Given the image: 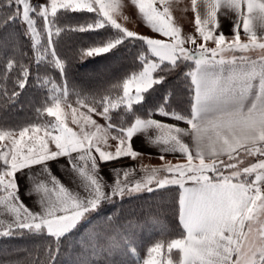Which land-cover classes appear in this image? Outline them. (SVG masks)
Wrapping results in <instances>:
<instances>
[{
    "label": "snow or ice",
    "instance_id": "snow-or-ice-1",
    "mask_svg": "<svg viewBox=\"0 0 264 264\" xmlns=\"http://www.w3.org/2000/svg\"><path fill=\"white\" fill-rule=\"evenodd\" d=\"M14 2L15 12H10L7 20L15 23L22 17V23L32 34L35 46L37 33L33 15L43 18L46 25L49 23L47 0H38V6H32L28 0H14ZM192 4L194 9L201 10L196 17L197 31L204 41H214L215 48L209 49L200 45L194 50L185 49L179 29L170 23L167 7L161 11L156 6L157 0H139V11L154 32L167 37L171 42L137 36L133 31L122 28L110 16L111 5L106 4L104 0H51L50 11L53 17L56 16L58 7L65 11L86 10L97 14L95 22L81 24L76 29L79 32L97 31L110 24L112 28L122 32L124 37L142 40L146 44L147 51L141 52L137 57L142 64V70L134 72L123 83L122 101L126 102L129 109L132 108L133 103H141L144 94L155 85L163 83L167 75H170L182 62L194 61L195 66L185 74V79L190 78L188 85L191 96L190 117L166 111L171 100L167 92L157 106L163 116L186 120L191 126V132L175 128L173 134L172 125H164L156 119H141L136 116L134 121L131 120L127 126H122L116 136L120 145L127 146L117 147L115 154L96 148L101 164L124 157L135 160L139 152L134 150L133 138L148 129L167 128L169 131L163 138L164 143L170 144L171 150L178 149L183 153L187 163L152 169V174L143 181L116 179L111 185L104 181L99 171H94L93 175L88 177L90 183L84 185L78 194L68 192L60 186L59 191L63 195L55 201L44 202L39 212L32 211L21 198L22 214L17 213L16 221L19 230L36 234L46 233L48 237L55 238L57 248L62 240L68 241L71 245L72 238L86 229L77 234L81 223L88 220L102 202H113L117 197L122 200L145 191L152 193L153 183L158 190H164L166 185H174L179 187L178 216L184 235L172 239L167 244V249L169 253L177 250L179 260L177 262L171 257L167 260L161 258L163 245L156 243L148 249L149 258L145 259L143 264H264V226L259 229L258 238L251 226L257 215L264 220V56L258 63L245 61L239 68L235 66V57L227 61L223 57L217 59V56L226 50H247L250 47L264 50V42H258L255 30L258 26L264 31V0H228V6L238 10L236 13L238 19L231 26V31L235 35L227 45L223 32L219 35L213 34L218 23L219 0L208 5L206 17L202 15L203 5H197V0H192ZM8 8H12L11 2ZM241 25L248 43H242L240 40ZM59 31L58 29L57 32ZM51 35L49 31V36ZM54 43L49 40V47L52 48ZM119 43L121 40L117 39L83 49L82 58L110 52ZM51 56L53 58L57 56L54 48ZM54 63L61 77L66 80L65 63L60 59H54ZM8 67H13L12 61L8 62ZM157 70L163 74L154 75ZM19 71L21 78L18 87L23 90L30 77V70L20 65ZM36 79L39 80V74ZM257 80L258 88L254 83ZM52 99L55 102L45 111L48 116L55 117L56 123L52 128L58 134L53 135L52 132L45 130L42 137L37 136L35 133L40 129L34 127L31 129L33 135L28 137L29 143H25L28 128L19 132L18 139L12 132L0 131V141L8 140L11 143V147L0 146V162H2L0 187L13 200L20 195L21 177L25 178L28 185L25 191H31L28 176L35 175L31 166L39 165L42 173H52L49 162H57L58 168H65V165L60 163L61 158L66 157L69 166V162L71 165L76 164L72 153L83 150L85 154L92 155V141L85 137L84 140H89L88 147L85 148L84 140L78 139L76 133L64 125L59 98ZM111 106L117 107L115 103ZM94 110L89 108V111ZM149 111L151 112L152 109ZM107 112L108 108L104 107L103 114ZM84 119L89 120V117ZM73 122H76L75 116ZM204 133H211L210 143L205 150H200L198 146L195 155L179 138L182 134H186L199 141ZM49 141L54 143L55 150L49 148ZM223 156H227L226 161ZM245 157H255L256 162L244 166L247 163ZM206 158L210 162H206ZM79 159H84V156L81 155ZM194 160H198L199 163H193ZM97 168V160L92 159L91 169ZM24 169H28V173H25ZM157 172H167L168 176L158 178L155 175ZM129 176L130 170L125 167L124 177ZM52 179L56 182L58 178L53 176ZM189 182L192 186H187ZM39 187L40 185L37 184V189ZM130 220L131 217L128 218V221ZM91 224L89 223L88 227ZM121 227L118 216L110 214L104 217L78 247H73L79 256L75 264H95L90 254L91 257L103 255L105 257L103 264H117L115 259L109 257L117 249L123 252L128 246V241H124L121 247L115 239ZM2 235L10 236L12 232L5 231ZM131 251L134 252L135 249ZM49 255L54 264V254L50 252Z\"/></svg>",
    "mask_w": 264,
    "mask_h": 264
},
{
    "label": "trees",
    "instance_id": "trees-1",
    "mask_svg": "<svg viewBox=\"0 0 264 264\" xmlns=\"http://www.w3.org/2000/svg\"><path fill=\"white\" fill-rule=\"evenodd\" d=\"M10 2L12 4L11 9L8 8ZM14 9L12 0H0V128L11 129L18 125H27L28 122L31 123L35 120V114L33 115L35 106L45 104L47 101L48 87H45V85L50 84L49 80L58 82V85L63 82L68 99L78 100L83 98L82 101L96 108L95 97L99 95L101 90H113L119 78L142 68V64L137 57L141 52H146L147 48L142 40L133 38L123 40L110 52L81 60L83 49L91 44L101 45L104 42L113 40L118 36L117 30L105 25L97 31L79 32L76 29L81 24L95 22L93 16H91L92 14L86 10L72 12L60 9L51 21L55 32L52 37V41L55 42L52 50L54 48L57 53L56 58L62 60L67 67L65 73L67 79L65 80L59 74L55 64L51 62L49 48L43 57L40 56L42 59L40 57L37 59V50L34 49L32 42L24 34L20 20L18 19L15 23L7 20L8 14L10 12L14 13ZM58 29L59 32H57ZM9 61L13 62L12 68L8 67ZM110 63L117 64V66L109 73L104 72L106 71L105 67ZM20 65L30 70L28 83L23 90L18 87ZM193 66L194 64H192L189 71ZM181 71H183L182 64L171 73L170 77L167 76L168 78L163 83L155 85L145 93L144 100L141 103H133L131 109H123L120 112L116 111V113L111 114L108 121L110 131L117 135L121 127L127 126L131 120L134 121L136 116L140 118L152 117L187 126L186 120H176L174 116L161 115L157 107L163 100L165 92H167L171 96V100L166 111L190 117L191 96L188 88L190 78L185 79L186 73L181 74ZM38 74L39 80L37 81ZM88 74H94L96 78L89 80ZM26 95H31L30 103L28 99L23 100ZM32 99L33 102H31ZM150 109H152L151 112ZM119 160L121 158L106 164ZM174 191L175 193H172L171 190L145 192L140 195L125 197L122 200L117 197V200L113 202H102L96 210L95 217L99 216L100 213L103 214V218L110 214L118 216L121 225L122 222H127L130 226H137L138 233L141 235L145 229L153 230L154 232L150 231L151 234L142 236L140 243H133L130 236L127 238L133 243L137 251L143 252L145 247L153 245L155 240V243H166L183 236L178 216L179 187H175ZM129 217H131L130 221H128ZM151 223H156L159 229H152ZM47 240L48 238L44 235L37 234L34 236V234L27 231L13 233L10 236L0 235V264H53V259L49 253H52L54 246L52 243H47ZM74 240L72 239L71 245L68 241H64V245L60 247L58 254L61 256L64 249L67 250L71 247L69 253L79 259V256L73 250ZM67 244L69 246L65 248ZM173 252H176V250ZM124 254L118 249L113 253L111 259H115L117 264H122L121 261L123 260L121 259ZM90 258L95 264H103V259L105 260L103 255L95 258L91 257L90 254Z\"/></svg>",
    "mask_w": 264,
    "mask_h": 264
},
{
    "label": "rangeland",
    "instance_id": "rangeland-1",
    "mask_svg": "<svg viewBox=\"0 0 264 264\" xmlns=\"http://www.w3.org/2000/svg\"><path fill=\"white\" fill-rule=\"evenodd\" d=\"M12 2L14 3V8H15L14 0H12ZM104 2L106 4L111 5V8L109 9V14L112 17V19L116 21V23L120 24L122 28L128 31H133L137 36H145L147 38H152V39H161L164 42H171L167 37H164L163 35L156 33L152 30L151 26L144 19L143 14L140 13L139 11V7H138L139 0H104ZM47 3L49 6V16H48L49 23L47 25L45 24V21L43 18H40L36 16L35 14L33 15V19L36 21L34 27L37 33L35 37V46H34L32 34L26 30V26L22 23V17L21 19H19L21 22L20 24L23 28L24 34L30 39V41L32 42V45L35 47L34 49L37 50V54H36L38 56L37 59H39L40 56L43 57L48 52V50H49V54H51V51H52V48L49 47V40H52V37L55 32L51 24V21L53 18V16L51 15V11H50L51 0H47ZM197 5H203V8H204L205 3L202 2V0H197ZM33 6H38V3H35ZM156 6H158L161 9V11L163 10L164 7H167L168 16L171 18L170 23L172 26L179 29L180 38L184 41L183 47L185 49L194 50V49H197L200 45H203L209 48V46L211 45L210 40L204 41L203 38L200 36L199 32L197 31V28H196L197 15L195 14L192 8V0H157ZM59 10L60 8L58 7L57 13L59 12ZM198 11L200 12L201 10L198 9ZM14 12H15V9H14ZM21 12H22V8H21ZM90 14H92L91 16H93V21L97 19V14L95 12L90 13ZM106 25L111 27L110 24H106ZM49 31H51L52 33L51 36H49ZM117 35L118 36L114 38L113 40L119 39L122 42L123 40H126L127 38H129V37H124L123 33L120 32L119 30H117ZM109 41H112V40H109ZM241 42L248 43V41H241ZM97 45L91 44L88 47L97 46ZM260 54H264V50H261L259 48L250 47L247 50H236V51L229 52L228 57L232 58L236 56H256ZM50 57L52 60L51 62L53 63H54V59H58V58H53L52 56ZM91 57H94V56H91ZM84 59L85 58H81V60H84ZM181 64L183 68V71H181V74H184V73L189 72V69L192 66V64H194V61H184ZM116 66L117 64L115 65V64L110 63L109 65H107V67H105L106 71L104 72L109 73ZM140 70H142V68H140L139 70L136 69L132 72H129L125 76L119 78L116 81L115 87L113 90L111 91L101 90L99 95L95 97V101L97 102L96 108L82 101L83 98L81 99L79 98L78 100L68 99V95H67V91H66V87L64 83L62 82V84L58 85V82L56 81L51 82L49 80L50 84L45 85V87H48L47 88V96H48L47 101L45 102V104H39L35 106L34 111H33V115L34 114L36 115V116L34 115L35 120L31 121V123L28 122L27 125L25 124L20 125V126L18 125L17 127H14L11 129L0 128V131L12 132L14 137L18 139L19 132L22 131L24 128H28L29 132L26 133L25 143H29L28 137L33 135V133L31 132V129L34 127L40 129L38 133H35V135L37 136L42 137L44 135L45 130L52 132L53 135L58 134L55 131V129L52 128V125L56 123L55 117L48 116L45 111L47 107L52 106L53 103L55 102L52 98L57 97L60 100V109L62 113L61 118L64 121V125L70 128L74 133H76V136L78 139L84 140L85 137H88L89 140L92 141V147L94 148L95 151H96V148L99 147L100 150L102 151H106V152L110 151L111 153L114 154L115 147L114 146L112 147L111 144H109V139H108L109 131L108 129H106L105 126L108 125L109 127L110 124L108 121H109V116L111 114H114V112L116 113V111L120 112L123 109H129L126 106V102L122 101L123 83H124V80L129 78L134 72H138ZM162 74L163 73L157 70V73H155L154 75L159 76ZM170 75H167V76L170 77ZM20 78H21V73L18 74V79L20 80ZM88 78L90 80L93 78L95 79L96 77L94 74H92V75H89ZM176 92L178 93V90ZM30 98H31V95H26L24 96L23 100L28 99L30 103ZM31 102H33V99L31 100ZM113 103L117 105L116 108H113L111 106ZM104 107L108 108L107 114H103ZM89 108H94L95 110L89 111ZM73 116L76 117V122H73ZM84 117H89V120H85ZM89 140H84V145H88ZM3 145H7L8 147H11V143L8 140L0 141V146H3ZM48 146L50 149L55 150L54 143H51L49 141ZM96 153H97V156H99V153L97 151ZM244 159L247 162L244 166H247L248 163L256 162L255 157H245ZM224 160L226 161L227 158H225ZM0 165H2V162H0ZM158 175L159 176L156 175L158 178H162V177L168 176V173L158 174ZM151 186L154 189L153 192L158 190L156 189V186L154 183ZM175 187H178V186L166 185L164 190L165 191L171 190L172 193H175L174 191ZM145 192H142L136 195H140ZM5 193L6 192L3 190V188L0 187V195L5 194ZM136 195H133V196H136ZM129 197H132V196H129ZM95 214H96V211L88 218V220H85L81 223L79 229L77 230V234H79V232H82L85 228L86 229L80 235L76 236L75 238H72V239H75L74 241L76 242L75 243L73 241L74 243L73 246L75 245H76L75 247H77V245L79 246L80 242L85 240V238L88 237L90 233H92L93 228H95L98 224H100L101 220L103 219V214L100 213V215L97 217H95ZM89 223H92V224L88 227ZM94 224L96 225L94 226ZM91 226H94V227L90 228ZM150 226L152 227V229H159L156 223H151ZM251 226L253 228V232L257 234V238H258V232L261 226H264V220H262L261 217L257 215L256 219L252 221ZM136 227L130 226V224H128L127 222H122V227L119 229L118 233L115 236L117 243H119L120 245L121 244L123 245L124 241H128L127 248L123 250L125 254L121 259L123 260L121 261L122 264H143V261L149 258L148 249L150 247H153L156 244L155 243L156 240H155L154 244L150 246L149 245L146 246L143 252L137 251L133 243L135 242L140 243L139 242L140 238H142V236L149 235L150 231H153V230L149 228L145 229L144 233L141 235L140 233H138V228ZM9 230L12 232V234L17 233V232L19 233L20 231H27V230H19L16 227V225H14V226L7 227V228L5 227L2 230H0V235H2L3 232L9 231ZM247 230L248 229L246 227L245 231L247 232ZM32 234H34V236L37 235L36 233H32ZM39 235H44L45 237L48 238L47 243L53 244L54 248H52V253L54 254V257H55L54 259L55 264H75V262L78 260V257H75L69 253L70 248H71V247L68 248L69 244L65 246V248L67 247L68 249L67 250L64 249L61 256L58 254L60 247L64 245L63 240L60 242L59 248H57V241L55 240V238L48 237L46 233H41ZM138 235H141V236L139 237ZM128 236L131 237L133 243L127 239ZM123 239L124 241H122ZM168 243L169 242L161 243L163 245L162 252H161V258H163L164 260H167L169 257H171L174 261L178 262V251L176 250V252H173L175 251L173 250L171 253H169L167 249ZM38 244L41 245L40 242H38ZM53 249H54V252H53ZM131 249H135V251L133 252L131 251ZM95 258H98V256H95ZM109 259H111V257H109Z\"/></svg>",
    "mask_w": 264,
    "mask_h": 264
},
{
    "label": "crops",
    "instance_id": "crops-1",
    "mask_svg": "<svg viewBox=\"0 0 264 264\" xmlns=\"http://www.w3.org/2000/svg\"><path fill=\"white\" fill-rule=\"evenodd\" d=\"M28 2L33 6L35 3H38V0H28ZM202 2L205 3L203 8L202 15L206 17L208 9V5L212 3H216L217 0H205ZM220 8L217 10V27L214 31V35H219L221 32L225 34L226 37V45L228 42L232 40V37L235 35L231 31V26L235 24L237 17V11L232 9L228 6V0H219ZM192 8L196 15H198V9H194L193 4ZM246 11V9H245ZM256 32L258 36V42H264V31H262L258 26L256 27ZM240 40L241 41H248L247 37L243 33L242 25L240 27ZM211 45L209 49L215 48L216 45L214 41L210 40ZM229 52L226 50L224 53L219 54L217 59L223 57V59L232 60L234 57H228ZM264 54L256 55V56H236V67L239 68L243 65L245 61L251 62L256 61L257 63L260 61L261 57ZM195 66V65H194ZM193 66V67H194ZM192 67V68H193ZM258 88V80L254 81ZM141 119H156L152 117L148 118H141ZM158 120L159 123L164 125H172V132L175 134V128L184 129L187 132H191V126H183L178 125L175 123H171L168 121ZM106 129L109 131V144L115 147V152L117 147H125V145H120L118 139H116V134L110 131L108 125L105 126ZM168 129H148L144 133H139L137 136L133 138V147L134 150H137L139 153L137 158L133 160L130 157L121 158V160L101 165L99 162V156H97L96 151L94 148H91L92 155L89 156L81 150L77 153H72V157L76 159V164L71 165L69 162V166H67V158H61L60 163L65 165V168H58L57 162H49V167L52 169V173L40 171V166H31L32 173L35 175L32 176L29 174L28 180L31 183V191L26 192L25 189L28 185L25 182V178H20V195L17 199L13 200L8 197V194L0 195V230L3 228L11 227L16 225L17 221V213L20 212L22 214V209L20 208V199L22 198L24 203L27 204L32 211L39 212L41 210V205L47 201H55L58 197L62 196L63 194L60 193L59 188L63 186L68 192L79 193L84 185H88L90 183L88 177L93 175L94 171H99V174L104 178V181L111 185L116 181V179H130L133 182L136 181H143L146 179L148 175H151L152 169H163L167 165L176 166L179 164H186L187 158L181 153L178 149L171 150V145H166L164 143L163 138L168 134ZM211 133H204L199 141L193 138V136H189L186 134H182L179 138L181 139L182 143L186 144L189 147L190 152L195 155L196 151L198 150V146L200 150H205L210 143ZM85 148L88 145H84ZM113 150V149H112ZM110 152V151H107ZM115 154V153H114ZM207 156V153H205ZM83 155L84 159H79V157ZM223 159L227 158V156H223ZM92 159H96L98 162V168L96 170L91 169V162ZM206 162H210L206 158ZM193 163H199L198 160H194ZM125 167H128L130 170V176L128 178L124 177V170ZM115 170V171H113ZM25 173H28V169L23 170ZM119 173V176H117ZM167 172H157L155 175L159 176L158 174H165ZM57 177V181L54 182L52 177ZM254 178V177H253ZM35 181L34 183L32 181ZM37 184L40 187L37 189ZM78 185L80 187H78ZM187 186H192L189 182ZM108 189L106 188L105 191ZM14 191V190H13ZM22 218V215H21ZM184 235V233H183ZM179 260V255H178Z\"/></svg>",
    "mask_w": 264,
    "mask_h": 264
}]
</instances>
